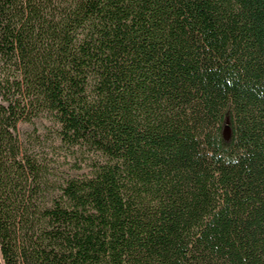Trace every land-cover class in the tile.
<instances>
[{"label":"trees","instance_id":"obj_1","mask_svg":"<svg viewBox=\"0 0 264 264\" xmlns=\"http://www.w3.org/2000/svg\"><path fill=\"white\" fill-rule=\"evenodd\" d=\"M0 264H264V0H0Z\"/></svg>","mask_w":264,"mask_h":264},{"label":"rangeland","instance_id":"obj_2","mask_svg":"<svg viewBox=\"0 0 264 264\" xmlns=\"http://www.w3.org/2000/svg\"><path fill=\"white\" fill-rule=\"evenodd\" d=\"M20 128H21V133H23V132L26 131V130L31 129V127H30L27 123H22V124L20 125ZM228 133H229V131H228V129H226V130H225V135L228 136Z\"/></svg>","mask_w":264,"mask_h":264}]
</instances>
